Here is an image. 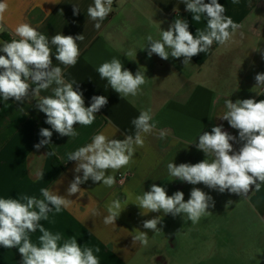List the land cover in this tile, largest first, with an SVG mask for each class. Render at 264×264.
<instances>
[{
  "label": "crops",
  "instance_id": "1",
  "mask_svg": "<svg viewBox=\"0 0 264 264\" xmlns=\"http://www.w3.org/2000/svg\"><path fill=\"white\" fill-rule=\"evenodd\" d=\"M5 2L8 9L0 21L3 29L0 41L19 39L14 30L20 23L30 24L49 40L57 33L73 37L83 34V41H77L80 56L75 66L65 67L56 61V48L50 44L53 66L62 68L65 81H77L73 87L82 92L85 107L91 105L93 96H106L108 103L95 113L92 125L75 124L78 135L70 138L55 132L36 106L40 97L53 94L55 84L34 97L35 85L29 80V96L23 102L0 98V198L26 203L24 196L42 199L40 189L49 188L72 200L69 208L59 213L53 209L48 220L40 223L53 234H61L60 244L75 238L82 248H92L100 264H264V184L259 191L251 185L248 196L244 197L227 190L221 193L203 183L180 181L171 177L167 169L169 162L178 166L206 159V154L196 145L199 135L210 133L214 126H222L223 131L236 137L230 141L234 153L243 146L239 130L220 117L227 110L226 99L233 103L238 99L264 100V95L258 93L264 92V86H256L255 79L257 74H264V0L236 3L218 0L225 6V15L244 27L230 42L223 45L214 42L207 53L192 57L187 65L183 63L184 57L170 56L164 60L155 53L149 57L150 45L146 41L149 34L159 39L160 29L168 30L177 18L188 22L194 36L197 29L206 30V15L202 14L200 21H193V14L186 10L182 0H115L112 12L99 30L94 27L96 22L87 16L93 0ZM75 6L80 8L76 15ZM128 51L136 52V57H127ZM0 55L5 53L0 51ZM113 57L120 59L124 68L134 75L140 69L145 71L142 94L122 99L106 80L100 79L96 68ZM147 109L158 122L156 129L144 135V145L136 149L129 165L106 173L115 176V185L109 188L102 181L89 178L79 185L81 194L68 195L75 177L83 178L82 170L75 172L78 162L67 161L68 154L91 143L98 133L117 140L134 134L131 120ZM43 128L53 134L50 144L37 149L34 146L46 139L40 135ZM160 130L167 132L163 139L159 137ZM38 169L44 172V177L39 179L35 176ZM120 175L124 176L123 181ZM153 184L164 187L169 196L182 191L185 202L192 189L199 188L215 202L214 207L210 202L207 209L211 214L195 224L183 214L141 215L142 209L131 202ZM116 199L129 204L115 225H106V206ZM156 217H162L157 225L161 231L155 233L143 227L144 221ZM136 230L148 235L147 246L133 244ZM40 235L38 229L29 234L38 246ZM0 264H22V256L15 248L0 247Z\"/></svg>",
  "mask_w": 264,
  "mask_h": 264
},
{
  "label": "clouds",
  "instance_id": "2",
  "mask_svg": "<svg viewBox=\"0 0 264 264\" xmlns=\"http://www.w3.org/2000/svg\"><path fill=\"white\" fill-rule=\"evenodd\" d=\"M186 10L191 12L193 21H200L201 15L207 17V28L204 31L197 29L195 36L189 31L186 20L177 18L168 30L160 29V38L154 39L149 34L146 37L148 55L153 53L161 59L184 57L183 63L187 65L191 58L199 53H207L214 42L226 44L244 27L235 23L225 15V6L218 0H182ZM237 0H233L236 3ZM114 0H93L87 8V16L96 23L94 27L99 30L102 22L113 10ZM8 9L5 0H0V21ZM80 8H73L74 15L79 14ZM0 27V31H2ZM15 36L11 42L0 41L3 47L0 51V98L4 101L14 99L23 102L29 96L31 85L32 96L39 97L41 90L49 89L53 84L52 95L39 98L37 108L43 112L46 123L61 136L75 137L78 133L74 125L90 126L96 119L97 113L108 103L106 96H93L92 103L85 107L82 92L74 90L77 81H65L62 68L54 67L52 61L51 45L56 48L55 60L67 66H75L80 56L77 41H83L84 36L63 35L57 33L51 37L41 34L28 23H20L15 27ZM243 36V33H240ZM143 47L142 49H144ZM170 50V51H169ZM127 57L136 52L128 51ZM100 79L106 80L107 85L117 92L122 99L128 96L142 94V86L146 84L145 71L138 70L135 75L124 68L120 59L113 57L111 61L102 63L96 68ZM256 86H264V74L255 77ZM264 95V92H258ZM226 112L220 118L227 120L230 126L239 130V139L244 141L238 152H233L230 141L236 137L222 130V126H214L211 132H203L198 137L199 150L206 154V159L196 164L181 163L178 166L172 162L167 164L171 177L190 184L203 183L211 189L223 193L226 190L247 197L251 185L259 191L264 184V100L257 102L254 99L225 100ZM150 109L141 110L139 115L131 120L134 134L126 135L123 140L110 139L103 133L92 137V142L79 147L68 154L67 161H77L75 172H83V178L77 175L68 188V195L80 192V184L91 178L94 182L102 181V185L113 187L115 176L106 174L109 170L119 171L132 162L138 147L144 145V135L152 133L157 126ZM52 131L47 128L40 130V135L46 139L41 140L34 147L39 149L42 145L50 144ZM166 130L159 131V137L165 138ZM232 153V154H230ZM55 155V153H48ZM37 179L44 177L42 170H36ZM42 199L35 196H24L22 203L18 199L0 198V247L4 249L15 248L22 256V264H100V261L90 247L82 248L75 238L65 240L62 244L60 233L53 234L40 223L48 220V214L56 213L71 206L69 200L49 188L40 189ZM214 207L212 197L199 188H193L190 198L185 202L184 193L177 191L169 196L164 187L153 184L149 191L136 195V204L142 209L141 215L149 212H163L173 216L183 214L192 224L211 214L207 209ZM229 204L231 201L228 202ZM129 202L119 199L107 204L108 215L104 218L106 225H115L116 219ZM227 207V206H226ZM162 217L144 221L143 227L155 233L161 231L157 225ZM39 230V246L32 242L29 234ZM148 245V235L139 230L133 235V244ZM95 252H100L99 247Z\"/></svg>",
  "mask_w": 264,
  "mask_h": 264
},
{
  "label": "built area",
  "instance_id": "3",
  "mask_svg": "<svg viewBox=\"0 0 264 264\" xmlns=\"http://www.w3.org/2000/svg\"><path fill=\"white\" fill-rule=\"evenodd\" d=\"M114 4H115V0H114V3H113V6H114ZM119 177H120V180H121V181H123V180L125 179L124 176H122V175H120ZM121 181H120V182H121Z\"/></svg>",
  "mask_w": 264,
  "mask_h": 264
},
{
  "label": "rangeland",
  "instance_id": "4",
  "mask_svg": "<svg viewBox=\"0 0 264 264\" xmlns=\"http://www.w3.org/2000/svg\"><path fill=\"white\" fill-rule=\"evenodd\" d=\"M259 227V226H258ZM263 236V235H262ZM258 244H259V240H258ZM260 245V244H259Z\"/></svg>",
  "mask_w": 264,
  "mask_h": 264
},
{
  "label": "trees",
  "instance_id": "5",
  "mask_svg": "<svg viewBox=\"0 0 264 264\" xmlns=\"http://www.w3.org/2000/svg\"><path fill=\"white\" fill-rule=\"evenodd\" d=\"M4 37H6V38H7V36H6V35H4Z\"/></svg>",
  "mask_w": 264,
  "mask_h": 264
}]
</instances>
